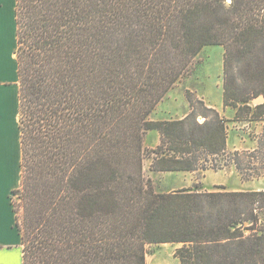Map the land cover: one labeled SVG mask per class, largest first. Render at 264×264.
Instances as JSON below:
<instances>
[{
  "label": "trees",
  "instance_id": "1",
  "mask_svg": "<svg viewBox=\"0 0 264 264\" xmlns=\"http://www.w3.org/2000/svg\"><path fill=\"white\" fill-rule=\"evenodd\" d=\"M14 18L23 264H146L152 244L180 245L178 264H264V191L157 192L143 170L264 165V139L242 159L226 126L264 122V0H15ZM207 46L233 119L186 93V116L150 120Z\"/></svg>",
  "mask_w": 264,
  "mask_h": 264
},
{
  "label": "rangeland",
  "instance_id": "2",
  "mask_svg": "<svg viewBox=\"0 0 264 264\" xmlns=\"http://www.w3.org/2000/svg\"><path fill=\"white\" fill-rule=\"evenodd\" d=\"M222 64L223 48L219 46L204 47L194 59L189 70L182 75L175 85L166 93L149 116L150 120L168 121L183 118L189 112L186 93L202 100L206 106L214 108L226 120L233 119V111L222 107ZM199 122L203 120L198 119ZM227 151H238L242 159L257 149L258 139H264V122L227 124ZM159 143L157 132L150 131L144 137V147L154 149ZM262 151V149H261ZM151 161L143 162L144 175L150 178L157 192H171L183 188L215 191H264V165L262 162L245 166L240 174L233 165L221 170L196 172H151ZM244 159V165H246ZM17 189V188H16ZM16 199V198H15ZM178 244H152L146 246V264H178L174 253Z\"/></svg>",
  "mask_w": 264,
  "mask_h": 264
},
{
  "label": "crops",
  "instance_id": "3",
  "mask_svg": "<svg viewBox=\"0 0 264 264\" xmlns=\"http://www.w3.org/2000/svg\"><path fill=\"white\" fill-rule=\"evenodd\" d=\"M15 0H0V264H23L10 204L20 182Z\"/></svg>",
  "mask_w": 264,
  "mask_h": 264
},
{
  "label": "water",
  "instance_id": "4",
  "mask_svg": "<svg viewBox=\"0 0 264 264\" xmlns=\"http://www.w3.org/2000/svg\"><path fill=\"white\" fill-rule=\"evenodd\" d=\"M227 3H230V0H227ZM263 101H264L263 96H259L258 98H256V99L254 100V103H255V104H258V103H261V102H263Z\"/></svg>",
  "mask_w": 264,
  "mask_h": 264
}]
</instances>
